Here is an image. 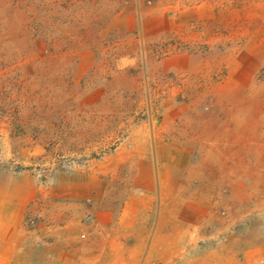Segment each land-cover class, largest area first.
I'll list each match as a JSON object with an SVG mask.
<instances>
[{"label": "rangeland", "instance_id": "rangeland-1", "mask_svg": "<svg viewBox=\"0 0 264 264\" xmlns=\"http://www.w3.org/2000/svg\"><path fill=\"white\" fill-rule=\"evenodd\" d=\"M40 9L36 38L25 0H0V222L20 241L12 264H116L140 259L139 246L144 263L156 224L180 227L184 202L208 216L174 264H261L264 0ZM136 210L147 213L132 226Z\"/></svg>", "mask_w": 264, "mask_h": 264}, {"label": "crops", "instance_id": "crops-1", "mask_svg": "<svg viewBox=\"0 0 264 264\" xmlns=\"http://www.w3.org/2000/svg\"><path fill=\"white\" fill-rule=\"evenodd\" d=\"M72 200V198H69ZM141 211V210H140ZM136 210L130 218L131 225L136 226V221L138 218H141V215L147 212H140ZM107 218L109 214L106 215ZM208 216V208L202 204L197 202H184L183 203V212L181 213V226L178 227L175 224V227H171L170 229L162 227V222L159 225L156 224L155 229L151 234L150 244L146 248V256L144 263L141 261V247L139 246L137 250V254L139 255L140 259L135 260H124L120 259L119 263L116 264H174V260L178 257L179 253H186L189 248L194 243V236L198 228L201 226L203 221ZM122 219V218H121ZM109 221V220H108ZM110 225V221L107 222ZM122 224V220H120L119 225ZM0 231V264H12L15 260L17 253L19 252L20 241L18 238L14 236V230L12 225L9 223H1ZM68 226H59L56 231H66ZM175 238V239H174ZM159 241L163 242L164 244H159ZM111 241L109 240V244ZM108 252H111V249L116 251V248H107ZM105 252V250H103ZM102 252V253H103ZM126 252L125 250H121V253ZM262 256L260 257L259 261L261 264H264V247L262 246ZM103 255V254H102ZM99 256L96 255L95 262L93 264H97L100 262L98 260ZM101 264H105L104 262H100ZM89 264V263H88ZM112 264V263H111ZM184 264H189L185 262ZM209 264H222L218 262H213ZM225 264V263H224Z\"/></svg>", "mask_w": 264, "mask_h": 264}, {"label": "trees", "instance_id": "trees-1", "mask_svg": "<svg viewBox=\"0 0 264 264\" xmlns=\"http://www.w3.org/2000/svg\"><path fill=\"white\" fill-rule=\"evenodd\" d=\"M40 5L41 0H25V30L27 29L32 36L38 38L41 33L40 29Z\"/></svg>", "mask_w": 264, "mask_h": 264}]
</instances>
